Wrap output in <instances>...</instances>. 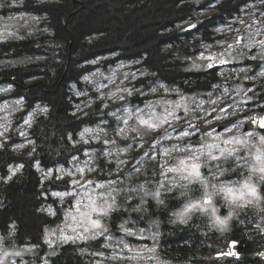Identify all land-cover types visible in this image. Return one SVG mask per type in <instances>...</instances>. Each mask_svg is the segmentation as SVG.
<instances>
[{
    "label": "rangeland",
    "instance_id": "1",
    "mask_svg": "<svg viewBox=\"0 0 264 264\" xmlns=\"http://www.w3.org/2000/svg\"><path fill=\"white\" fill-rule=\"evenodd\" d=\"M38 1L35 6L32 0H0V41L20 34L22 27H27L29 31L34 30L39 27L42 19L44 23L48 18L50 23L49 18L53 12H50V9L47 11V7L43 5L53 0ZM63 1L66 2V0ZM54 2L56 0L45 5H52ZM74 2L71 9L66 4L61 8V13L68 23V26L64 23L68 38L75 39L78 29L85 21L91 20L95 13L105 16L108 25L106 29L110 35L112 33L113 37L115 36L113 16L125 13V10H120V0L108 1L106 5L101 3V0H75ZM194 2L200 18L183 21L181 28L193 22L199 25L202 16L209 17L219 11L227 17V22L211 28L213 34L208 35V39L201 42L199 49V55L205 57L204 68H208V64H211L212 68H219L215 73L216 79H220L219 93L213 94L212 91L205 90H202L205 91L203 93H185L181 90L166 92L160 87V85L166 87L164 83L156 85L155 93L151 90L143 91L139 83L143 69L129 55L105 58L98 56L90 59L94 68L83 78L81 86L75 85V79L67 81V77L72 72L69 70H64L52 84L47 83L44 77H28V69L10 73L8 79L0 80V149L4 142L9 140V135L13 131L17 133L14 149L22 150L31 144L29 130L34 126L40 112L48 115L53 110L61 113L66 111L71 114H81L77 117L79 118L90 115L89 110L99 104L101 109L108 111L109 115L115 119L114 122L94 117L87 119L88 124L80 128L78 134L79 142L85 147L82 153L74 156L68 165L43 167L35 164L33 178L38 182V189L52 179H57L58 186H64L67 189H54L49 185L48 191L43 192L41 198L38 199L40 202H37L38 215L35 220L30 216L26 206L21 207L20 203H17L18 206L20 205V212L13 210L14 215L4 214L0 217V264H48L50 256L56 253L61 245L73 242L71 240L65 242L61 238L62 235L76 236L83 233L85 221L76 210V201H81V211H87L85 205L88 204V194L96 199L97 203H100L101 199L110 200V194L116 198L117 205H120V196L126 199V205L134 196L153 198L151 193L156 190L160 191V200L165 193L172 191H177L181 195L187 194L189 200L186 204L200 202L203 210L190 211L185 217L186 222L195 213L204 214L209 217L211 226H213L211 228L217 229L221 234L230 231L232 222L244 207H261L263 204L262 179L260 178L262 174L259 168L264 166V143L260 141V137L264 136V132H244L243 127L251 120L253 112H264V100H262L264 90L260 91V94H263L262 99L255 100L256 103L250 105L254 101L250 95L253 88L246 90L245 84V82L257 81L258 77L264 78L261 75L264 72V44L261 43L264 41V0H214L212 2L194 0ZM163 3L162 0H158L146 12L142 11L141 15L146 16L154 12L152 15L155 14V17L152 19L159 23L161 19L158 16L162 14L161 11L171 10L168 5H162ZM29 6L35 11L32 12ZM157 12H159L158 15ZM229 13H232L230 17ZM152 23V21L146 22L143 27L147 26V28L144 30H150L154 26ZM191 33L194 32H186V34ZM152 55L155 58L154 53ZM221 60L224 63H221ZM0 62L2 65L4 60L1 59ZM9 63L11 62L4 63L2 66ZM104 63L108 64L103 65ZM148 63L149 60L146 59L147 66ZM251 70H253L252 74H250ZM69 88L76 96L74 99L69 95ZM231 90L233 93H230ZM177 103L179 107H175ZM166 111H173L179 119L169 116L168 119L172 121L171 125H164L157 130H150L137 120L140 114L149 118L150 113H155L158 117L164 115ZM231 117H237V122L220 133L214 130L203 134L192 124L193 121L211 124ZM85 128L90 131L85 133L81 139L80 134ZM121 129L123 132L120 131ZM183 132H189L190 135L177 139ZM165 133L172 138L165 139ZM215 136H221L222 140H214ZM233 137L243 140L244 143L242 145L223 143V139ZM209 143H216L223 148H237L238 151L227 160L205 163L201 168L205 182L182 179L180 171H167L168 167L182 170L190 165L191 160L188 157L196 149ZM21 145L22 147H18ZM173 146H187L188 150L172 151L167 157L162 154L165 148L171 149ZM203 151L206 155L207 148L205 147ZM213 152L219 155L218 149H213ZM149 157L156 160L158 165L153 166L152 177L140 181L136 177L141 165ZM201 159L204 160L205 157ZM181 160L185 162L183 166L180 164ZM229 162H232L233 167H245L246 173L239 177L229 178L225 167V163ZM217 164L223 170V175L217 172ZM17 168L19 170L13 172ZM23 168L21 163H11L5 171L6 173L9 171L5 176L6 180L10 181L15 175L21 173ZM78 168L84 169L83 175L77 172ZM89 168L92 171H88ZM60 169H64L65 172H61ZM69 171L73 173V176L65 174ZM9 176H11L10 179ZM2 177L0 172V182ZM73 178L78 179L85 186L73 185L71 183ZM88 180L92 183L86 184L85 181ZM109 181L113 183L109 184ZM245 182L255 187L259 199L246 195L244 199L233 200L220 190L222 186L231 187L238 197L239 190ZM101 184L105 187H99ZM58 192H68L71 195L60 198L55 195ZM146 192L149 194L145 195ZM205 193L210 194L209 203H204ZM56 201L60 202L58 204L64 208L65 213L53 223L57 215ZM184 206L175 213L181 212ZM40 212H46L47 216H50L49 223L44 220V216L39 214ZM229 213H231L230 217ZM93 216L95 217V214ZM73 217L76 219L74 220ZM173 217L180 222L176 215L173 214ZM217 217L229 218L226 225H221L217 222ZM107 219L108 217L103 218V223L108 227V232L104 236H99L94 240L75 239L74 242L82 244L89 242L91 245V248L85 246L84 260L79 264H173L160 256L155 245L160 237L158 227L134 228L125 221L119 223L118 233H112ZM121 224H124L125 228H130L134 235L129 236L121 230ZM18 225L21 229L23 228V240H20L18 245L9 247L1 228L13 235V232L18 231ZM33 226L35 227L32 231L34 230L35 234L34 231H28L31 234L25 232L28 227L33 228ZM73 228L76 232L72 231ZM38 230L41 233L40 237L36 234ZM83 234L90 235V233ZM108 236L112 239L108 240L106 238ZM24 239L31 241L25 242ZM121 239L129 245L131 251L119 243ZM227 244L228 242L224 246ZM37 247H40V262L34 261L35 258L32 257ZM152 248L155 252L149 251ZM114 256L117 258L113 259ZM120 257H132V259H120Z\"/></svg>",
    "mask_w": 264,
    "mask_h": 264
},
{
    "label": "trees",
    "instance_id": "2",
    "mask_svg": "<svg viewBox=\"0 0 264 264\" xmlns=\"http://www.w3.org/2000/svg\"><path fill=\"white\" fill-rule=\"evenodd\" d=\"M74 1L56 0L48 6L45 4L52 2L44 3L46 10L50 9V12H53L49 18L50 23L48 18L44 23L42 19L39 27L34 30L29 31L27 27H22L20 34L0 41V60H4L3 64L11 62L6 66L0 64L2 69L0 80L8 79L10 73L28 69V77H44L47 83L52 84L64 70H69L72 72L67 77V81L75 79V85L81 86L83 78L94 68L90 59L98 56L105 58L129 55L143 69L139 80L143 91H150L157 84L164 83L166 88L172 92L181 90L185 93L205 91H212L213 94L219 93L220 79H216L215 76L219 68H204L205 57L202 58V55H199V49L201 42L207 40L208 35L213 34L212 27L227 22V17L222 11L209 17L202 16L198 33L182 34L180 30L183 28H181L183 21L200 18L194 0H162L164 2L162 5H168L171 10L161 11L162 14L158 16L161 19L159 23L152 19L155 17V14L152 15L154 12L146 16L141 15L142 11L146 12L158 0H120V10H125V13L113 16L114 37L106 29L108 25L105 16L95 13L91 20L83 23L75 33V39L71 40L66 36L64 23L67 26L68 23L61 13V8L66 4L71 9ZM108 1L111 0H101V3L106 5ZM36 2L39 1L32 0V4L35 5ZM28 8L32 12L35 11L31 6ZM231 15L232 13H229V17ZM149 21H152L154 26L150 30H144L147 26H143ZM153 40L156 41L151 43ZM153 53L155 58L152 57ZM146 59L149 60L148 66L145 64ZM252 73L253 70L250 74ZM245 84L246 90L253 88L250 95L254 101L250 105L255 104V100L262 99L263 94H260V91L264 90V78L258 77L257 81L245 82ZM230 93L233 91L231 90ZM69 95L72 99L76 97L70 88ZM89 113L91 114L79 118L77 117L81 114H71L66 111L61 113L53 110L48 115L38 113L34 126L29 130L32 142L22 150L13 148L16 142V131L9 135V140L5 141L0 149V172L4 173L11 163H21L24 169L10 183L1 186L0 217L4 214L14 215L13 210L20 212L19 208L22 204L21 207L26 206L30 216L35 220L38 215V199L41 198L43 192L48 191L49 185L54 189H67L64 186H58L57 179L45 183L44 189L43 187L38 189V182L33 178L34 174H31V169L35 164L43 167L68 165L74 156L81 154L85 146L79 142L78 134L80 128L88 124L87 119L94 117L95 119H108L110 122L115 121L108 111L99 107V104L91 108ZM155 164L158 165L156 160L150 157L146 159L136 179L143 181L152 177ZM225 167L229 178L239 177L246 173L245 167H233L232 162L225 163ZM261 194L263 198L261 207H244L232 222L230 231L225 234L212 229L209 217L201 213L193 214L186 223L176 221L173 214L189 200L187 194L181 195L177 191L165 193L161 199L163 203H158L151 197L134 196L125 205L126 199L120 196V205L110 214L107 223L112 233H118L119 223L125 221L134 228L158 227L160 237L155 245L160 256L173 264H220L223 262L264 264V261L253 254L248 255L264 246V233L262 232L264 228V180L261 181ZM17 203L20 205L18 206ZM58 203L60 202H55L57 215L53 223L65 213L64 208ZM39 214L44 216V220L49 223L50 216H47L46 212ZM34 227H28L25 232L30 233L28 231H32ZM22 232L23 228L21 229L20 225L18 232L13 235L7 234L4 230L3 235L7 240V245L9 247L18 245V242L23 240ZM33 233L35 234V231ZM36 234L41 236L39 230ZM231 238L238 239L240 246L245 247L247 253L239 260L215 259L214 254L221 251ZM30 241L25 240V242ZM85 246L91 248L89 242L84 244L72 242L68 245H61L57 252L50 256L48 264H79L84 260ZM39 251L40 247H37L32 254L34 261L40 262Z\"/></svg>",
    "mask_w": 264,
    "mask_h": 264
},
{
    "label": "snow or ice",
    "instance_id": "3",
    "mask_svg": "<svg viewBox=\"0 0 264 264\" xmlns=\"http://www.w3.org/2000/svg\"><path fill=\"white\" fill-rule=\"evenodd\" d=\"M195 25H193L194 27ZM262 44H264V41L261 42ZM231 47V46H230ZM203 58V55H202ZM209 59H212L211 57H209ZM221 63H224L223 60H221ZM208 67H212L211 64H208ZM262 76H264V72L261 73ZM161 88H164V91H169L164 85H160ZM152 92H156L157 89L156 88H152L151 89ZM129 95H131V93H129ZM123 98V97H121ZM175 107H179V104L177 103L175 105ZM187 111V109H185ZM142 113V110H141ZM169 116H172L174 119H179V117H176L173 111H166V113L162 116H156L155 113H150L149 118H145L142 114L137 116V120L139 121V123L141 125L146 126L147 128H149L150 130H157L161 127H163L164 125H171L172 121H170L168 119ZM217 119H220V117H216ZM125 123H127V121H125ZM261 126L264 127V121H261ZM90 129L85 128L84 132H82L81 135V139H83L84 134L89 132ZM121 132H123V129L120 130ZM229 131H231V129H229ZM190 135L189 132H183L181 137H177V139H181L184 137H188ZM209 135L211 136V133H209ZM165 139H171L172 137L165 133ZM216 141H220L222 140L221 136H215L213 138ZM260 141L262 143H264V136L260 137ZM85 143H87V141H85ZM114 143V141H113ZM157 143H159V139H157ZM223 143L224 144H238V145H242L244 143L243 140L233 137V138H229V139H223ZM18 147H22L18 146ZM207 148V153L205 155V152L203 151L204 148ZM213 149H218L219 151V155L214 154ZM188 147L187 146H173L171 149L165 148L163 150V155L164 156H170L172 151H187ZM238 151L237 148H223V147H219L218 144L216 143H209L207 145H202L201 148L196 149V151L190 156L188 157V159L191 160L190 165L185 166L182 170L175 168V167H168L167 171L168 172H181V178L182 179H187V180H197L200 182H205L204 181V176L203 173L201 172V168L204 166L205 163L209 162V161H221L223 160H227L229 157H231L234 153H236ZM106 155H110V153H106ZM201 157H205L204 160L201 159ZM257 159H259V157H257ZM122 163V161H121ZM184 160L180 161V164L183 166L184 165ZM19 169H15L14 171H18ZM61 172H65L64 169H60ZM88 171H92L91 168L88 169ZM255 171V169H254ZM77 172H79L81 175H83L84 173V169L83 168H78ZM217 172L219 173V175H223V170L220 169L219 164H217ZM259 172L262 174L261 175V179L264 180V166H261L259 168ZM186 173V174H185ZM68 176H73L72 172H66L65 173ZM11 178V176H9V179ZM71 183L73 185H79L80 187H84L85 184L81 183L78 179L73 178L71 180ZM86 184H91L92 181L88 180L85 181ZM113 183L112 181H109V184ZM99 187L104 188L105 186L103 184L99 185ZM143 187V186H141ZM162 187V185H161ZM215 187V186H213ZM221 191H224L226 193V196H230L232 197L233 200L236 199H244L246 195L249 196H253L257 199H259V196L256 193V189L253 185L248 184L247 182H245V184L242 186V188L239 190V196L237 197L235 195V190L231 187H227V186H222ZM135 191V190H133ZM149 193H145V195H148ZM56 196L60 197V198H64L67 195H71V193L65 192V193H55ZM151 195L153 196V198H156L158 203H163V200H160V191L156 190L155 192H152ZM110 196V200L109 199H101L100 203H97L96 199H93L92 196L90 194H88V204L85 205V207L87 208V211H81V201L77 200L76 201V210L77 212H79L80 216L84 219L85 221V226L83 228V233H90V235H85L83 233L78 234L76 236H70V235H62V239L67 242V241H75V239L79 238V239H96L99 236H104V234L106 232H108V227L107 225H105L103 223V218L105 217H109L110 214L114 211H116L118 209V205L116 204V198L114 196ZM210 202V194L205 193V201L204 203H209ZM196 209H201V205L200 202H189L188 204H186L183 208V210L181 212L178 213H174V215H176L180 221L182 223L186 222V215L192 211V210H196ZM134 210H138V209H134ZM215 212V209L213 210ZM93 214H95V217L93 216ZM231 216V213H229V217ZM229 217H225L223 219H220L219 217H217V222L221 225H226L227 220ZM73 219L75 220L76 218L73 217ZM120 229L123 230L127 235L131 236L134 235V233L132 232V230L130 228H125L124 224L120 225ZM73 232H76V229L73 228L72 229ZM108 240H111L112 237L108 236L106 237ZM120 244L123 245L124 248L129 249V251H131L129 245L127 243H125L123 241V239H121L119 241ZM150 252H155V249H149ZM17 255H19V253H16ZM100 255H102V253H100ZM117 257H113V259H116ZM120 259H132V257H120Z\"/></svg>",
    "mask_w": 264,
    "mask_h": 264
},
{
    "label": "water",
    "instance_id": "4",
    "mask_svg": "<svg viewBox=\"0 0 264 264\" xmlns=\"http://www.w3.org/2000/svg\"><path fill=\"white\" fill-rule=\"evenodd\" d=\"M193 25H195L193 27ZM197 25L195 23H191L187 25L182 32H190L194 31ZM237 121L236 117L228 118L223 121L214 122L211 124H205L202 121H193L192 124L196 125V128L199 129L201 133H207L213 130H217L219 133L226 130L228 127L233 125ZM261 121H264V112L255 111L252 114V118L250 121L246 122L243 131L244 132H252V131H264V127L261 126ZM264 233V229H262ZM240 241L236 238H232L229 240L228 244L224 247L223 251L216 252L214 254L215 258H232V259H240L243 253L239 250ZM254 255L261 260L264 261V247L257 250Z\"/></svg>",
    "mask_w": 264,
    "mask_h": 264
},
{
    "label": "flooded vegetation",
    "instance_id": "5",
    "mask_svg": "<svg viewBox=\"0 0 264 264\" xmlns=\"http://www.w3.org/2000/svg\"><path fill=\"white\" fill-rule=\"evenodd\" d=\"M198 30H199V25H198V23H197V27L195 28V31L194 32H198ZM181 31V30H180ZM24 169V168H23ZM31 174L33 175L34 174V169H31ZM9 173V171H7V173L6 172H1V174H2V181L0 182V188H1V186L3 185V184H8V183H10V181H12L13 179H14V177L16 176H14L10 181H7L6 179V175ZM3 231H4V229L3 228H1ZM17 230H19V225L17 226ZM3 231H2V233H3ZM6 231V230H5ZM8 232L9 231H6V233L8 234ZM16 232H18V231H16ZM13 233H15V232H13ZM239 250L243 253V256L247 253L246 252V250H245V247H241V246H239ZM254 253L255 252H253V253H248V255H250V254H253L254 255ZM255 256V255H254Z\"/></svg>",
    "mask_w": 264,
    "mask_h": 264
}]
</instances>
